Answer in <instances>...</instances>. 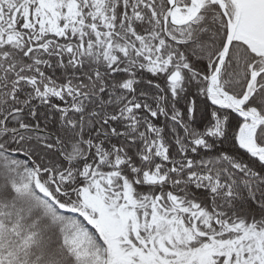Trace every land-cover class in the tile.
Returning a JSON list of instances; mask_svg holds the SVG:
<instances>
[{"label": "snow or ice", "instance_id": "snow-or-ice-1", "mask_svg": "<svg viewBox=\"0 0 264 264\" xmlns=\"http://www.w3.org/2000/svg\"><path fill=\"white\" fill-rule=\"evenodd\" d=\"M0 264H264V0H0Z\"/></svg>", "mask_w": 264, "mask_h": 264}]
</instances>
